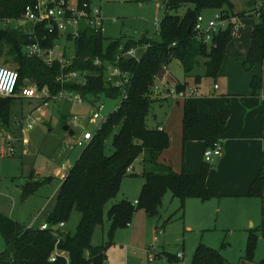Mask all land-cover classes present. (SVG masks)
I'll list each match as a JSON object with an SVG mask.
<instances>
[{
    "label": "trees",
    "instance_id": "16d2710c",
    "mask_svg": "<svg viewBox=\"0 0 264 264\" xmlns=\"http://www.w3.org/2000/svg\"><path fill=\"white\" fill-rule=\"evenodd\" d=\"M55 2L58 0H54ZM81 1V0H78ZM164 7L155 38L143 34L138 40L121 39L105 44L102 35H95L89 29L79 31L73 40L74 54L71 64L60 69L58 64L45 66L40 60L27 57L22 46L32 40L27 32L29 27H12L18 22L27 7H33L37 0H0V22L8 24L0 29V60L17 71L18 92L26 84L35 85L39 90L47 88L50 96L61 90L72 91L91 103L100 96L121 100V90L111 87L105 78L107 66L114 65L126 74L129 85L126 99L107 116L99 130L61 180L51 212L45 217L50 229L25 227L0 214V236L4 248L0 252V264H105L107 245L92 246L91 239L95 229L102 225L106 204L115 198L120 182L127 176H140L144 185L136 204L125 200L113 204L108 210L109 230L113 232L122 225H128L136 209H143L149 217L157 214L162 196L169 191L180 202V211L188 198L202 202L216 199L219 194L206 186V176L210 169L204 163L199 173L192 174L184 166L175 172L169 165L159 162L160 155L169 148L170 140L164 131L146 125L152 104L160 100L152 98L151 86L154 76L162 65L179 61L185 77L198 65V58L204 59L205 77L215 79L225 58V49L231 37L230 28L216 35L210 46L198 41L192 32L193 24L202 11H220L228 14L232 6L228 0H157ZM264 4V0H257ZM256 2V1H255ZM190 6V7H189ZM188 7L183 16L176 11ZM257 22L250 33L248 52L243 61L246 70L264 65V13L258 11ZM14 26V25H13ZM42 33L38 34L40 37ZM59 38L57 33L48 35L42 45L51 47ZM71 38L69 37V40ZM147 45L139 60L122 58L117 63L115 56L120 46L125 50ZM98 60L99 65L94 62ZM77 72L86 74L85 85L68 81H57L62 73ZM198 83L200 77L194 78ZM252 95H258L262 81L259 76L250 80ZM186 84L178 87L185 90ZM16 99L0 97V128L10 130V110ZM228 112L215 104H208V113L203 115L189 100L183 101L181 119V143L201 141L205 148L221 140L235 139L239 130L227 126ZM264 121V100L262 101ZM62 124H66L62 118ZM11 131V130H10ZM111 136L113 152L104 154V143ZM141 158V172L132 173L135 162ZM50 178L26 183L22 195L34 193L37 188L48 183ZM247 197L259 198L264 202V152L262 166L249 185ZM73 211L80 213V220L73 235L61 234L53 229L66 223ZM256 233L264 239V220L257 229L249 232L246 255L251 257L256 242ZM58 240V242H57ZM109 244V243H108ZM67 254V261L57 256L50 262L54 249ZM191 264H228L216 251L198 246Z\"/></svg>",
    "mask_w": 264,
    "mask_h": 264
},
{
    "label": "rangeland",
    "instance_id": "374dc122",
    "mask_svg": "<svg viewBox=\"0 0 264 264\" xmlns=\"http://www.w3.org/2000/svg\"><path fill=\"white\" fill-rule=\"evenodd\" d=\"M156 3L159 4L157 0L93 1L94 6L101 7L105 44L118 39H121L123 43L127 39L138 40L143 34L156 40L154 27ZM187 8L182 7L175 14L183 16ZM162 12L161 10L158 12L159 21ZM212 13L211 10L201 12L207 20L212 18ZM228 15L232 14L228 11ZM238 15L241 17L242 31L238 37L231 38L226 46L225 56L228 60L224 64L223 72H220L221 74L219 73L215 79L206 78L204 59L198 58V65L188 77H185L179 61L173 60L167 67L168 73L176 82L180 85L185 82L188 89L198 87L206 90L214 80L220 84L224 73L228 74L226 78L233 79L234 71L230 68V66L233 67L231 62H234V58L247 54L251 26L257 22L258 17L254 15L244 17L241 13ZM7 25L0 22V29H4ZM10 25L25 27L22 21ZM58 42L60 50L68 47V51L64 49L67 55L74 52L73 41L68 42L61 37ZM141 53L142 50L137 51L138 56ZM0 66L9 67L4 65L2 60H0ZM251 70H246L243 65L239 68L240 73H247V76L250 75ZM197 76L201 77L199 84H196L194 80ZM257 76L261 78L260 73ZM251 78L252 76L250 80ZM248 80L249 78L246 81ZM119 102V98L107 99L104 96H100L92 103L88 99L84 100L82 106L63 101L49 102L39 111L42 115L40 121L27 129L29 125L27 115L34 108L41 106V103L37 100H15L10 110V130L13 133L20 132L21 123L25 131L15 145V153L12 156L0 157V214L25 227H38L44 223L46 215L54 207L62 178L82 151V148L75 146L76 138L84 130L94 132L97 124L100 123L99 120L96 124L89 122L92 115L90 104L95 109L102 105L100 114L107 117L115 110ZM182 105L183 101L172 103L170 100H160L152 104L146 125L154 128L155 124H162L170 140V147L160 158L161 163L172 165L174 159H180L182 156ZM74 116L77 120L71 124ZM62 118H65L66 124L73 131V136H68L61 130ZM111 143L110 136L104 143L105 156L113 152ZM134 167L138 174L140 169L138 163H135ZM45 178H50V181L40 185L34 193L22 195V187L26 183ZM143 182L140 176L124 177L115 198L110 200L104 208L102 225L95 229L91 245H107L105 264H191L198 246L218 252L228 264H264V239L258 233H256L257 238L251 257L248 258L246 255L249 232L257 229L259 225L248 224L244 231L228 230L225 227L228 222L220 223L215 213L208 218L204 213H200L199 220L192 213L193 211L186 212L185 216L181 217L179 200L169 191L162 196L156 216L151 217L155 219V228L152 224L153 220L149 219L146 212L143 209H136L128 221L129 226L124 224L110 232L108 210L121 200L133 204L134 200L139 198ZM213 203H215L213 208H217L216 202ZM204 205L207 208V201ZM79 220L80 213L73 211L68 221L59 229L60 233L73 235ZM189 228L191 230H188ZM3 248L4 244L0 236V251ZM178 252L182 253V260L173 258Z\"/></svg>",
    "mask_w": 264,
    "mask_h": 264
},
{
    "label": "built area",
    "instance_id": "2783aa9c",
    "mask_svg": "<svg viewBox=\"0 0 264 264\" xmlns=\"http://www.w3.org/2000/svg\"><path fill=\"white\" fill-rule=\"evenodd\" d=\"M95 0H37L33 7H27L22 18L19 20L28 26V36L32 40L30 43L22 46V52L25 56L40 60L45 66L51 67L54 64H58L60 69L67 68L73 59L74 52L71 55H67L68 47L66 50L59 49V39L64 37L66 41L71 42L79 36V31L82 29H89L95 35L103 36V18L101 16V7L93 5ZM101 2L102 0H97ZM260 4H257V7ZM256 7V8H257ZM155 32L159 29V19L157 18L159 10L164 12V7L161 3L155 4ZM258 10V8L256 9ZM259 11V10H258ZM256 16H258V12ZM162 12V14H163ZM242 25L240 24V18L237 16L226 15L220 11L214 12L211 19H206L203 15H198L193 27L192 32L194 37L202 44L210 46L213 38L220 32H223L230 28L229 36L231 38L238 37L242 31ZM42 33L40 37L38 34ZM57 33L59 38L54 41L53 46L45 47L42 42L46 41L48 35ZM69 37L71 38L69 40ZM147 45H143L136 48H129L125 50L123 46H120L115 56V62L120 59H134L139 60L142 53L146 50ZM142 50V53L137 55V51ZM95 65H99V61L94 62ZM107 83L111 87H115L121 90V100L126 99V88L129 85V79L126 74L122 73L119 67L114 65L107 66V73L105 75ZM19 76L16 70L0 66V97L13 98L22 100H37L41 103V106L34 108L27 115L29 129L36 122L40 121L42 115L39 114L41 107H45L49 102L63 101L69 102L75 105L82 106L84 99L72 92L61 90L55 96H50L47 88L39 90L35 85L27 84L23 86L18 92L16 87L18 84ZM57 81L63 84L68 81L76 82L77 84L85 85L87 82L86 74H79L77 72L62 73L57 77ZM180 84L176 82L173 77L168 73L167 65H162L157 74L154 76L153 84L151 86L152 98L157 100H170V101H187L193 97L196 93V89L179 90ZM214 89H217V85H214ZM120 100V102H121ZM119 102V103H120ZM119 104L116 105V111ZM92 109V115L89 118V122L97 124V129L94 132L84 130L75 140V146L78 148H85L88 142L92 139L93 135L99 130L102 123H104L107 117H103L100 113L103 106L100 105L97 109L90 104ZM38 113V115H34ZM43 113V112H42ZM77 120L74 116L71 124ZM20 132H11L4 128H0V157L12 156L15 153V145L20 141V135L24 130L23 125L20 123ZM158 131H163L161 127H157ZM222 153V141L215 142L212 147L206 148L203 153L205 163L210 164L214 161V158L220 156ZM134 201L133 204H136ZM35 221V219H33ZM64 226L60 223L57 229H61ZM128 226V225H127ZM40 230L50 229L46 223H42L39 226ZM56 227L53 229L55 230ZM58 242V240H57ZM57 256H62L67 261V254L58 251L56 248L51 254L49 261L54 262ZM179 259H182V253L177 254Z\"/></svg>",
    "mask_w": 264,
    "mask_h": 264
},
{
    "label": "crops",
    "instance_id": "0c3cea01",
    "mask_svg": "<svg viewBox=\"0 0 264 264\" xmlns=\"http://www.w3.org/2000/svg\"><path fill=\"white\" fill-rule=\"evenodd\" d=\"M228 2L232 6V10H229L232 16H239L238 13H241L244 17H250L256 16L258 10L264 11V4L257 0H228ZM257 4H260V6L257 7ZM256 7L258 10H256ZM212 12L214 14V11ZM243 55L234 58V62H231L233 67L230 66V68L234 71L232 73L233 79L232 77L226 78L228 74L222 73L224 78L220 84L214 80L212 85L208 86L206 90L195 87L196 93L189 99L197 107L198 112L203 115L208 113L209 103H213L219 109L227 111L229 114L227 126L239 130L240 133L235 139L223 140L221 155L214 158V161L209 164L210 169L206 176V186L215 190L219 197L207 201V208L204 207L205 202L193 198L186 199L181 217H184L186 212L193 211L192 213L199 220L201 219L199 218L200 213H204L206 218L215 213L220 223L228 222L225 226L228 230L239 229L244 231L248 224L258 226L264 220V202L259 198L247 197L249 185L262 166V155L264 152V121L262 118L264 65L252 68L249 76H247V73H240L239 68H241L246 54ZM227 60L228 58L225 56L219 73L223 72L224 64ZM259 73L261 74L262 86L259 94L255 96L252 95L249 80L251 76H257ZM248 78L249 80L246 81ZM183 84L186 83L184 82ZM214 85H217V89H214ZM187 89L188 87L186 86L185 90ZM171 102L178 103L176 101ZM155 127H161L165 132L162 124H155ZM181 148L182 156H180V159H174L173 166L170 163L165 165H169L175 172H179L181 167L184 166L192 174L199 173L202 164L205 163L203 158V153L206 149L204 143L191 141L182 145ZM163 153L159 157V162ZM135 163H138L140 173L142 169L141 158ZM132 173H136L134 166ZM141 180L143 179L141 178ZM143 184L144 182L142 186ZM213 202H216L217 208H213V204H215ZM149 219L153 220L152 224L155 228V219L151 217ZM188 230L191 229L189 228ZM177 254L173 258L182 260L177 257Z\"/></svg>",
    "mask_w": 264,
    "mask_h": 264
},
{
    "label": "water",
    "instance_id": "95a60500",
    "mask_svg": "<svg viewBox=\"0 0 264 264\" xmlns=\"http://www.w3.org/2000/svg\"><path fill=\"white\" fill-rule=\"evenodd\" d=\"M61 130L66 133L68 136H73V131L69 128L67 124L62 125Z\"/></svg>",
    "mask_w": 264,
    "mask_h": 264
}]
</instances>
